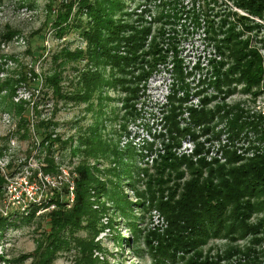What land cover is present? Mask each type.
<instances>
[{
    "label": "trees",
    "instance_id": "obj_1",
    "mask_svg": "<svg viewBox=\"0 0 264 264\" xmlns=\"http://www.w3.org/2000/svg\"><path fill=\"white\" fill-rule=\"evenodd\" d=\"M52 2H45L42 23L43 26L49 23L53 35L58 38L66 32L70 19L74 20L81 13L88 19L84 27H79L78 23L74 25L79 27L83 50L75 48L71 52L61 47L59 52L50 55L52 62L61 57L66 60H85L87 64L77 73L79 88L70 93L61 92L59 71L53 68L47 73L25 69L21 64H16L18 69H7V60L16 61L10 54L0 53V110L15 118L14 129L20 131L18 137L22 139L27 137L28 132V120L24 112L29 109L27 104L34 94L28 93L29 100L20 98L12 102L20 86L34 88L40 81L41 92L39 88L36 89V99H39L37 95L40 94L39 100H44L50 93L54 100L72 103L86 102L91 93L99 98L102 90L109 88L117 92L115 101L119 107L113 111L111 118L117 121V132L113 143L109 141V147L95 135L93 145L85 151L81 148L68 151L70 157L80 155L72 167L75 175L71 180L72 201L66 206L64 200L59 199L67 193L64 186L59 189L61 194L52 189L49 203L54 207L41 213L47 220V226L34 240V250L4 262L20 264L30 257L29 264H52L58 252L70 251V264H97L94 253L101 252L102 247L94 238L103 228H112L111 216H108L104 226L98 221L99 217L107 215L100 197L113 204L111 215L114 213L124 219V226L129 231V238L125 242L131 246L134 255L136 243L140 241L144 245L145 254L150 258L149 264L255 263L263 252L255 246L264 238V114L244 113L237 102L226 106L223 99L238 87V93L248 94L252 99L261 91L264 92V53L257 52V46L258 49L264 48V36H250L252 31L255 33L259 30L260 25L251 24L246 17L237 16L228 22L220 19L213 22L205 15V11H209L206 2L201 4L205 11L201 8L198 10L201 19L194 13L193 6L184 10L177 0H169L168 3L152 0L153 14L149 13V6L141 4L125 12L121 0H60L56 10L51 8ZM233 2L236 8L264 22V0ZM144 12L151 15V20L142 18ZM181 14L188 16L186 19L192 29L202 28L203 38L221 57L212 65L213 80L208 83L216 94H221V103L211 108L205 105L215 95L201 96L197 99L196 107L183 105L189 87L181 73V60L176 57L177 40L174 35V26L179 19L177 15ZM181 29H184L183 24ZM17 35L18 32L9 28V25L3 26L0 44ZM60 65L58 63L55 68ZM104 66L106 71L103 77ZM160 66L172 74L170 89L165 95L166 103L157 108L161 133L158 132L156 137L160 146L151 156L152 143L141 144L143 154L139 150V157H149L150 161L147 167H135L128 162L132 161L135 154L133 147L124 143V148L118 150L117 139L126 124L136 119L138 112L134 105L139 93L144 91V82L149 74ZM202 84L204 81L197 80L196 87ZM203 90L197 89L193 94L199 96ZM35 105L36 101L30 105L35 117V123L30 124V127L38 138L35 145L31 143L26 155L31 150H36V155L42 154V174L52 176L58 172L52 151L63 150L70 138L59 140V136L53 134L55 122L51 120V114L55 111L54 107L49 117L39 118ZM182 114L186 118L183 126L178 123ZM222 120L225 128L223 132L232 144V149H222L221 163L218 164L215 158L206 162L201 156L202 146L209 139L203 138L198 142L197 138L206 135L215 138L221 130L214 133L213 126ZM181 139L193 144L190 154L186 156L174 153ZM236 150L241 151L242 156ZM97 152L99 155L105 154L104 157L113 166L119 165L121 177L116 173L114 182L106 181L109 188H104L105 184L92 173L98 172V169L88 166L86 162L88 157L94 159ZM122 155L127 161H121ZM108 170L112 171L113 167ZM123 177L126 178L125 185L131 190L133 202L129 203L122 196L120 182ZM91 191L93 193L89 195ZM95 204L96 208L91 209ZM152 208L160 216L162 228L160 232L154 230L144 233L137 228V219L131 211L138 209L147 213ZM31 217L32 213H29L23 220L30 221ZM3 224L0 218V228ZM78 232L84 235L80 236ZM210 239L226 242L209 256L210 248L204 253L201 249ZM241 239L246 240V243L237 245L236 242Z\"/></svg>",
    "mask_w": 264,
    "mask_h": 264
},
{
    "label": "rangeland",
    "instance_id": "obj_2",
    "mask_svg": "<svg viewBox=\"0 0 264 264\" xmlns=\"http://www.w3.org/2000/svg\"><path fill=\"white\" fill-rule=\"evenodd\" d=\"M60 0H53L51 8L53 10L57 9L58 3ZM166 3L169 0H164ZM46 0H0V32L3 31V26L9 25V28L15 29L18 32V35L13 37L12 40L0 44V53L10 54L14 57L15 63L10 60L6 61L7 69H18L16 64H21L27 68H31L34 72L38 73H47L50 69H55L59 71V86L61 92H74L78 87L77 76L78 72L83 69L85 64L84 59H75V60H66L61 57L55 62H52L50 55L60 51L61 47H65L69 51H73L75 48L83 50V41L79 35V27H84L88 22L87 17L84 13L78 14L77 17L73 20L70 19L68 28L60 38L53 35V31L48 26L47 23L43 26V19L45 16V5ZM125 5V12H129L130 9L136 7L137 4L145 5L144 7L149 6V13L153 14L152 0H121ZM156 2V1H155ZM185 10L193 6L194 13H197V16L201 19L202 16L199 14L198 10L201 8L205 11L203 5L204 2L208 3L207 7L209 11H205V15L213 22L217 20H224L228 22L232 18L237 17H246L251 24L260 25V28L257 32L252 31L250 36H255V38L264 36V22L260 18L250 16L245 11L234 6L233 0H177ZM194 3V4H193ZM201 5V7H200ZM140 8V7H139ZM52 10V11H53ZM136 13V12H135ZM149 13L144 12L142 18L146 21L151 20ZM51 15V13H50ZM179 19L177 20L178 24L174 26V31H176L175 38L176 42V57L180 61L181 73H183L184 82L188 83V90L186 92V100L183 105L196 107L198 104L197 99L201 96L206 95V97H211L210 95H215L211 101L208 102L205 106L211 108L213 105H218L221 103L219 97L221 94H216L212 86H209L208 83L213 80L212 77V65H214L217 60H220L221 57L214 52L212 45L207 43L202 36L204 33L199 27L192 29L187 21V17L184 14L177 15ZM187 18V19H186ZM79 24V27L74 25ZM183 24L184 29H181ZM37 29V30H36ZM33 31L36 33L33 34ZM257 46V45H256ZM25 51L30 52L28 55ZM258 54L264 53V48L257 46ZM62 61V62H61ZM60 63L61 65L55 68V65ZM91 65V64H88ZM167 68V66H166ZM103 77L105 76L106 67L103 68ZM2 75L0 74V77ZM172 74L169 73L168 69L165 70L163 67H158L155 72L149 74V77L144 82V91L139 93V98L136 100L134 105L135 111L138 112L136 119L133 122H128L124 131L117 139L118 150L124 148V143H129L133 147L134 155L132 156V161L130 162L133 166L143 167L148 166L150 161L149 157L143 156L139 157L138 151L140 150V145H145L152 143L151 153L158 150V138L156 134L161 133V122L157 108L165 104V95L168 94L169 84L171 81ZM197 80L204 81V84L197 86ZM264 80V79H263ZM41 92V82L39 81L36 87H25L20 86L15 92L16 97L12 98V102H16L17 99L27 98L28 93L34 94L31 100L28 101L27 108H29L24 113L27 118L28 132L27 137L20 139L18 137L20 131H15L14 125L15 118L12 117L8 112H2L0 110V148L8 151V154L3 159L1 164L4 165L8 173H13L17 171H31L35 168H40L42 164L40 163V157L42 154L36 155V150H31L29 155H26V152L29 151L31 143H34L37 140V136L34 135V132L31 129V125L35 122V117L31 112L30 105L35 103V108L38 111L39 118L49 117L51 109L54 107L55 111L51 114V120L55 122L53 127V134L59 136V140H65L66 137L70 138L68 146L66 145L63 150L55 149L52 151V157L54 163L58 165V168H61L66 173V180H72L75 178L74 172L72 171L73 165L76 164V161L79 160L80 155L70 157L68 151L71 148H89L90 145H93L94 140L93 136L98 135L100 142H106L108 147L110 146L109 141H114L115 133L117 132V121H112L113 111L119 107V104L115 101L117 96L116 91L109 90V88L103 89V93L97 98L95 93H91L90 98L82 103H72L68 100H54L50 93L44 98L40 99V94L37 95L39 99H36L35 92L36 89ZM239 88V87H238ZM238 88L232 92L231 95L225 97L224 104L226 106L232 105L234 102H237L240 108L244 113L249 114H264V92L257 96L255 99H252L248 94L242 95L237 92ZM204 89L203 93L199 96H195L193 92L195 90ZM81 91V89H79ZM105 93V94H104ZM179 95V91L177 92ZM178 118V123L182 126L184 121H186L185 116L182 114ZM31 124V125H30ZM213 131L220 133L215 138H208V136L198 137L197 141L201 142L203 138L209 139L206 144L202 146L203 153L201 156L205 158L204 161H209L211 158H215L217 163H221L223 156H221L222 149L231 150V143L227 141L226 134L223 132L224 124L223 120L219 123L216 122L213 126ZM197 131L196 128H193ZM16 132V133H15ZM178 148L174 150L175 155L183 154L184 156L190 154L191 147L193 144L186 140L179 142ZM240 156H242L241 151L236 150ZM140 154H143V151L140 150ZM105 154L99 155L97 152L96 157L91 159L90 157L86 158L88 166L95 167L98 169V172H92L95 176L98 177L99 181L105 184L104 188H109L110 185L106 181H115V175L119 174V165L113 166L107 158L104 157ZM121 161H127L125 155H122ZM113 167V170L109 171L108 168ZM41 170V169H40ZM108 170V171H107ZM52 178V177H49ZM126 178L123 177V181L120 182V187L122 189V196L128 200V202H133V197L130 193V189L125 185ZM52 180V179H51ZM65 181L61 180L58 188H52L61 194L60 186H62ZM52 189H47L45 191L51 192ZM52 193V192H51ZM93 192L91 191L89 195ZM63 201V195L59 197ZM93 198H89L92 201ZM100 201L103 202L104 208L106 209L107 215H102L98 220L101 226H104L108 216L112 218L111 230L103 228L95 236L94 241H98L99 246L102 247L101 252L94 253L98 263L97 264H149L150 258L145 254L144 245L139 241L136 243L135 249L136 255L130 249L131 246L126 244L125 239L129 238V231H127L126 226H124V219L117 216V214L111 215V206L113 205L110 201H105L100 198ZM51 209H53V205ZM96 204L91 207V209L96 208ZM51 209L46 208V210L41 211L39 214L35 215L33 212H27L22 216H11L0 228V264H6L4 260H11L13 257H18L23 254L32 252L34 249V240H36L40 235L42 230H46L47 220L44 216L41 215L43 212L50 211ZM32 213L30 221H24L25 217ZM132 216L137 219V228L146 232H153L157 230L161 231L162 222L160 216H157L156 211L152 208L147 213H142L140 210L133 209L131 211ZM80 236H83L84 233L78 232ZM143 233V232H142ZM141 233V234H142ZM261 234V233H260ZM263 235V234H261ZM260 236V235H258ZM118 238V239H117ZM115 240L118 242L115 243ZM225 240H214L210 239L208 243L202 246L203 253L207 248H210L209 256L214 249H221L225 244ZM246 243V240H238L237 245ZM119 244V245H118ZM138 245V246H137ZM264 238L263 241L255 246L257 250L263 251L261 256L253 264H264ZM71 252L68 253H59L51 261L52 264H70ZM30 257H27L20 264H29ZM233 262V260H231ZM175 264H180L176 262ZM218 264H221L219 262ZM233 264V263H232ZM252 264V263H248Z\"/></svg>",
    "mask_w": 264,
    "mask_h": 264
},
{
    "label": "built area",
    "instance_id": "obj_3",
    "mask_svg": "<svg viewBox=\"0 0 264 264\" xmlns=\"http://www.w3.org/2000/svg\"><path fill=\"white\" fill-rule=\"evenodd\" d=\"M0 151V218L3 221L11 216L25 215L29 211L37 215L48 207L51 209L49 198L52 193L49 190L58 188L61 180L65 181L62 186L67 191L63 200L66 206L70 204L73 193L72 184L71 180H66L64 170L57 168L58 172L52 176L42 174L38 167L33 169L31 173L25 170L8 173L5 169V163L4 165L1 164L8 151L2 148ZM47 189H49L48 192L45 191Z\"/></svg>",
    "mask_w": 264,
    "mask_h": 264
}]
</instances>
